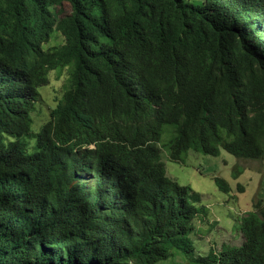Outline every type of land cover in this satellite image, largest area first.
<instances>
[{"label":"trees","instance_id":"obj_1","mask_svg":"<svg viewBox=\"0 0 264 264\" xmlns=\"http://www.w3.org/2000/svg\"><path fill=\"white\" fill-rule=\"evenodd\" d=\"M56 33L64 44L45 49ZM64 70L35 132L39 90ZM162 150L264 160V0H0V264L191 253L205 209ZM240 231V246L196 260L264 264V202Z\"/></svg>","mask_w":264,"mask_h":264},{"label":"rangeland","instance_id":"obj_2","mask_svg":"<svg viewBox=\"0 0 264 264\" xmlns=\"http://www.w3.org/2000/svg\"><path fill=\"white\" fill-rule=\"evenodd\" d=\"M198 5L206 0H189ZM66 14L71 12L64 4ZM64 44V38L56 33L49 46ZM68 82V71L61 74L53 71L49 85L40 88L38 112L34 113L33 130L50 119L51 111L63 97ZM162 161L166 164L168 176L182 186H189L201 197L197 206L205 209L194 221V231L189 235L191 253L175 250L174 255L158 264H200L198 257L206 258L210 250L220 252L223 245L240 246L243 242L240 226L242 218L254 211L257 201L264 202V160H245L222 150L218 156L204 155L190 151L183 164L169 160L162 150ZM240 174L236 177V173ZM215 178H222L229 184L231 191L225 193L219 189ZM244 188L240 191L239 186Z\"/></svg>","mask_w":264,"mask_h":264}]
</instances>
